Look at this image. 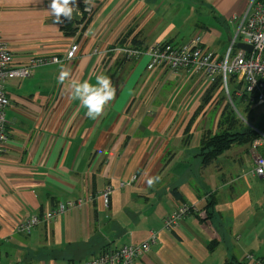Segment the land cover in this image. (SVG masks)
Wrapping results in <instances>:
<instances>
[{
	"label": "crops",
	"instance_id": "1",
	"mask_svg": "<svg viewBox=\"0 0 264 264\" xmlns=\"http://www.w3.org/2000/svg\"><path fill=\"white\" fill-rule=\"evenodd\" d=\"M250 1L93 0L91 17L80 23L86 5L76 0L80 21L71 19L74 33L66 35L48 12L51 0H0V38L14 65L63 59L77 45L76 58L63 63L72 78L95 83L105 74L116 87L104 114L91 120L70 98L68 82L58 83L61 64L5 84L0 264H78L141 244L151 234L156 242L136 264H249L248 254L264 260V187L251 175L249 146H232L205 167L199 157L203 135L218 132L222 110L208 121L207 106L219 89L204 105L211 88L204 78L184 70L149 71L148 56L111 54L119 45L185 47L198 37L220 60ZM154 176L161 179L149 187ZM78 200L81 207L29 234L15 231L18 222ZM181 202L196 214L165 231L164 218Z\"/></svg>",
	"mask_w": 264,
	"mask_h": 264
},
{
	"label": "built area",
	"instance_id": "2",
	"mask_svg": "<svg viewBox=\"0 0 264 264\" xmlns=\"http://www.w3.org/2000/svg\"><path fill=\"white\" fill-rule=\"evenodd\" d=\"M83 12L86 16L85 20L92 15L91 9L90 11L84 9ZM237 44L250 46L251 53L237 49ZM114 51L126 60L148 56L147 70L149 71L165 68L172 73H177L184 70L204 78L208 86H213L220 80V88L226 91L228 98V81H231L234 84L236 96L243 98L245 105L264 107V0L250 1L228 51L220 60L201 46V40L198 37L185 47L158 43L145 50L123 47ZM77 52L78 46L72 45L63 59L32 58L25 65L16 66L10 49L0 38V154L6 151L8 141L5 111L9 107V99L5 92V84L13 80L30 78L39 68L72 61L76 58ZM249 127L257 136L250 144V150L253 153L251 172L254 177L264 180V126L261 129ZM135 179L136 177H133L132 181ZM110 194L111 188H105L102 194L105 205L108 203ZM81 205V200L59 203L54 210L43 216H34L26 221L18 222L15 231L29 234L38 224L47 223ZM196 211L194 206L181 202L171 214L164 218L163 229L167 232L176 230L184 218L195 215ZM156 239V235L151 234L149 239L141 244L104 251L99 256L78 264H136L137 259L150 251V246L156 242ZM244 259L249 264H264L263 259L256 258L253 254L246 255Z\"/></svg>",
	"mask_w": 264,
	"mask_h": 264
},
{
	"label": "clouds",
	"instance_id": "3",
	"mask_svg": "<svg viewBox=\"0 0 264 264\" xmlns=\"http://www.w3.org/2000/svg\"><path fill=\"white\" fill-rule=\"evenodd\" d=\"M85 10L90 11V7L94 6L93 0H84ZM76 0H51L48 12L54 17L55 23H62L61 17L71 20L73 13L78 12L75 6ZM57 81L61 85H65L70 98L79 101L82 108L86 109V116L91 120H97L104 112L105 108L115 99L116 87L112 79L105 74H98L95 77V83L91 79L78 80L72 78L71 71L63 64L59 69ZM161 179L160 176L149 177L147 185L152 187Z\"/></svg>",
	"mask_w": 264,
	"mask_h": 264
},
{
	"label": "trees",
	"instance_id": "4",
	"mask_svg": "<svg viewBox=\"0 0 264 264\" xmlns=\"http://www.w3.org/2000/svg\"><path fill=\"white\" fill-rule=\"evenodd\" d=\"M84 10V9H83ZM86 19L84 12L82 13V21L83 23ZM62 31L66 35H72L74 31L72 30V21L67 20L65 18L62 19ZM221 81L218 80L216 84L209 88L206 96L203 98L202 103L206 105L209 100L212 98V94L215 90L220 89ZM243 104L244 99L238 98L235 94V91L229 93V98L233 105H235L234 100ZM245 105V104H244ZM247 107V105H245ZM248 110L245 108V111ZM264 126V120L258 129H261ZM238 125L236 122V118L234 116V112L230 109V105L227 103L221 112L220 119L218 122V132L215 134H204L201 142H200V151L199 157L201 158L202 165L208 166L214 160H216L220 155L228 151L232 146H247L253 140L257 138L256 134L248 127L238 129ZM210 207V205H208ZM225 264H233L231 262H227Z\"/></svg>",
	"mask_w": 264,
	"mask_h": 264
},
{
	"label": "rangeland",
	"instance_id": "5",
	"mask_svg": "<svg viewBox=\"0 0 264 264\" xmlns=\"http://www.w3.org/2000/svg\"><path fill=\"white\" fill-rule=\"evenodd\" d=\"M183 41L176 42L177 44H181ZM230 46V44H229ZM123 48V46H116L111 50V54L115 55L116 52L115 49ZM228 51V50H227ZM218 90V89H217ZM228 91L229 93H232L235 91L234 84L231 81H228ZM216 95L212 98V103L207 106V110L210 112L207 120H213V118L217 119L216 115L220 113V110L228 103L230 105V109L234 112V116L236 118L237 125L239 126L238 129L253 126V127H259L263 120H264V107L260 106H245L244 103L241 105L237 103L233 97L235 105L230 103V100L226 94V91L224 89H219L215 92ZM245 108L248 110L245 111ZM250 128V127H249ZM251 144V143H250ZM250 144L247 145L250 148ZM246 163L242 165L243 171H248L247 168H245ZM252 175V172H251ZM249 178V177H248ZM258 184L261 187H264V180L261 179V181H257Z\"/></svg>",
	"mask_w": 264,
	"mask_h": 264
},
{
	"label": "water",
	"instance_id": "6",
	"mask_svg": "<svg viewBox=\"0 0 264 264\" xmlns=\"http://www.w3.org/2000/svg\"><path fill=\"white\" fill-rule=\"evenodd\" d=\"M75 22L80 21V17L78 16L77 12L74 11L73 13V18H72ZM237 48L240 50H244L248 53H251L252 48L250 46L244 45V44H237Z\"/></svg>",
	"mask_w": 264,
	"mask_h": 264
}]
</instances>
